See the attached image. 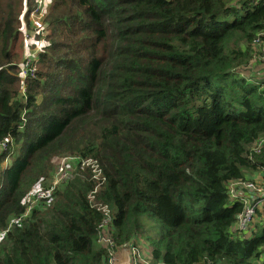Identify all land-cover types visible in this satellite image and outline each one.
Here are the masks:
<instances>
[{"label": "trees", "instance_id": "trees-1", "mask_svg": "<svg viewBox=\"0 0 264 264\" xmlns=\"http://www.w3.org/2000/svg\"><path fill=\"white\" fill-rule=\"evenodd\" d=\"M23 1L0 0V264L104 263L77 167L15 222L63 157L99 163L118 245L143 238L162 264H264V205L238 231L229 187L264 178V144L250 154L264 75L236 72L259 52L264 0H50L49 45L22 83Z\"/></svg>", "mask_w": 264, "mask_h": 264}, {"label": "built area", "instance_id": "built-area-1", "mask_svg": "<svg viewBox=\"0 0 264 264\" xmlns=\"http://www.w3.org/2000/svg\"><path fill=\"white\" fill-rule=\"evenodd\" d=\"M47 4L40 0H35V6L32 9H27L28 26L22 31L24 43H35L37 37L45 36V28L43 19L46 12ZM254 47L259 50L260 61H264V28L261 29L253 40ZM37 48L28 50L24 60L19 66V76L22 83L29 78H33L36 72V57ZM24 93V88H22ZM264 140L256 141L251 149V153L260 154L263 147ZM5 147V144H2ZM72 160L76 161V167L80 174L87 173L90 180L94 182L93 190L88 194L87 199L90 207L102 214V220L97 227L96 243L105 252V261L103 264H152L143 257L144 249L140 244H133L132 242L118 245L116 243L117 237L112 227L113 214L111 208L107 204H102L96 200L98 189L104 184L105 176L99 163L94 159H79L75 157H63L57 161L55 165V174L50 181V185L45 189H38L34 192L27 202V207L20 218L15 222H19L26 217L31 208L43 201H49L60 183L67 181L70 178L68 173L67 163ZM230 195L243 202V209L237 217L236 228L238 231H248L254 223L256 210L261 205H264V183H254L251 180L247 181H232L230 183ZM261 206V207H262ZM155 264H161L156 262Z\"/></svg>", "mask_w": 264, "mask_h": 264}, {"label": "rangeland", "instance_id": "rangeland-1", "mask_svg": "<svg viewBox=\"0 0 264 264\" xmlns=\"http://www.w3.org/2000/svg\"><path fill=\"white\" fill-rule=\"evenodd\" d=\"M40 1H42L45 4H47V6L50 3V0H40ZM27 2H28L27 0L23 1L21 9H20V13H19V18H20L19 29H21L20 41L18 43L19 49H20V52H21V60H20L19 65L24 60L28 50L37 48V52L36 53L38 55L39 53L43 52V50H45V48L49 45V43L46 40V33H45V36H43V37H37L35 39V41H34L35 43L30 44V43H24L23 42V33H22V31L28 26V18H29L28 14H26V10L27 9H32V6L30 5V3L29 2L27 3ZM258 54H259V52H258ZM258 54L252 60H250L251 65L249 64V65H247L245 67H240V68H238L236 70V72L239 73L242 76H245V77H247V76L250 77L251 74L253 76L257 75L258 77L259 76L263 77V75H264V61H260V58H259V61H258ZM22 94H23V92H22ZM252 147H253V145H252ZM59 159H61V158H59ZM59 159L58 158H52L53 171H51V173H50L51 178L47 182L46 186L45 187L38 186V187L34 188L33 191L28 194V196L31 197V195L34 192H36L38 189H45V188H47L50 185V181L54 177V174H55V171H56L55 170V165H56L57 161H59ZM76 161L77 160L69 161L67 163V165H66L67 169H68L67 171L70 174V178L74 175V172L76 171V166H75L77 164ZM8 163L9 162L6 160L5 163H4V166H6ZM249 174H250V176H249ZM249 174H248V176H249L248 180H251L254 183H262V184L264 183V178H263V174H262L261 171L254 172L253 174L251 172H249ZM80 175H82V174H80ZM263 190H264V188H263ZM30 197H28L25 200V202H27L30 199ZM26 206H27V204H26ZM257 223H258V219H256V223L255 224H257ZM136 240H137V243H139L143 248H145L143 250L144 251V253H143L144 259L149 261L152 264H155L156 261L153 260L152 255L150 253V247H148V244L145 242V240L143 238H140V237H137Z\"/></svg>", "mask_w": 264, "mask_h": 264}]
</instances>
